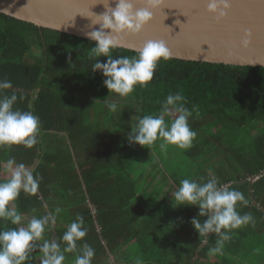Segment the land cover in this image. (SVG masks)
<instances>
[{"label": "trees", "instance_id": "16d2710c", "mask_svg": "<svg viewBox=\"0 0 264 264\" xmlns=\"http://www.w3.org/2000/svg\"><path fill=\"white\" fill-rule=\"evenodd\" d=\"M94 46L0 13V80L12 83L4 94L15 93L14 108L40 120L35 146L0 148V181L10 158L41 177L35 195L21 192L14 202L22 223L58 207L45 239L60 242L83 216L88 231L78 245L95 250L92 264H264V68L162 60L147 86L120 98L104 86L99 70L92 71ZM135 54L117 48L113 58ZM177 92L199 112L188 121L197 134L193 146L130 145L127 133L138 118L158 115ZM212 175L242 192L247 205L238 203L237 211L253 216L217 255L209 249L218 237L209 234L205 243L191 225L198 208L175 207L173 195L181 180L206 183ZM14 227L0 221V230ZM40 256L34 250L26 264H40ZM65 257L64 264H74V253Z\"/></svg>", "mask_w": 264, "mask_h": 264}, {"label": "clouds", "instance_id": "9594fccd", "mask_svg": "<svg viewBox=\"0 0 264 264\" xmlns=\"http://www.w3.org/2000/svg\"><path fill=\"white\" fill-rule=\"evenodd\" d=\"M162 2L163 0H115V7H110L109 0H105L103 3L106 11L100 15L93 14L97 19L91 20V24L99 25V28L86 33L87 38L95 42V46L90 48V59L94 60L91 69L93 72L99 70L105 78L104 86L120 98L130 96L138 85L147 86L153 80L159 62L171 59V52L162 40L146 41L131 57L113 58V51L120 47L122 37L138 34L152 19L153 10L160 8ZM137 4L143 7L137 8ZM230 7V0H207L206 10L220 21L226 17ZM244 36L241 46L247 48L250 33L245 31ZM99 57L107 58L106 62L101 63ZM10 88L11 81L0 80V148L8 149L14 145L32 148L38 143L40 120L31 111L14 108L17 95H5L3 91ZM186 103L180 92L169 94L162 102L158 115L138 118L135 127L127 133L128 143L151 147L161 141V151L166 150L168 145H174L180 150L190 149L197 134L190 128L188 121L193 111L197 116L199 112L195 108L189 110ZM107 107L112 112L117 111L116 103H110ZM166 116L174 118L166 122ZM5 163V172L10 175L6 180L0 181V221L19 227L0 230V264H26L30 253L36 249L41 254L40 264H64L65 253L76 255L74 264H92L95 250L86 242L78 245L88 231L84 226L83 216L77 215L67 226L60 242L45 239V233L55 223L62 209L57 207L53 213L41 218L33 217L26 225L22 223L24 217L14 202L21 192L35 195L41 177L35 176L23 163H17L12 158ZM173 195L175 207L198 208V214L191 219V225L199 238H204L207 243L209 234L218 237L215 246L209 249L210 255L222 254L224 243L231 239L230 233L253 222L250 213L241 215L237 211L238 203L247 205L243 193L219 185L214 175L206 183L185 178L180 181V186ZM201 217L206 219L201 222ZM40 241L43 242L39 243ZM61 243L64 244L63 248ZM136 264L142 262L137 260Z\"/></svg>", "mask_w": 264, "mask_h": 264}, {"label": "water", "instance_id": "95a60500", "mask_svg": "<svg viewBox=\"0 0 264 264\" xmlns=\"http://www.w3.org/2000/svg\"><path fill=\"white\" fill-rule=\"evenodd\" d=\"M103 2L0 0V13L38 28L89 40L86 33L99 28L91 20L106 11ZM230 3L226 17L217 21L206 10L207 0H163L142 30L135 36L122 37L118 48L137 52L148 40H162L171 59L264 68V0ZM109 6L115 7V0H109ZM245 31L250 33L247 48L241 46Z\"/></svg>", "mask_w": 264, "mask_h": 264}, {"label": "crops", "instance_id": "0c3cea01", "mask_svg": "<svg viewBox=\"0 0 264 264\" xmlns=\"http://www.w3.org/2000/svg\"><path fill=\"white\" fill-rule=\"evenodd\" d=\"M4 151V150H3ZM28 169V168H27ZM9 173H4L1 177L3 178V180H6L7 179V177H9Z\"/></svg>", "mask_w": 264, "mask_h": 264}, {"label": "rangeland", "instance_id": "374dc122", "mask_svg": "<svg viewBox=\"0 0 264 264\" xmlns=\"http://www.w3.org/2000/svg\"><path fill=\"white\" fill-rule=\"evenodd\" d=\"M7 178H9V177H7Z\"/></svg>", "mask_w": 264, "mask_h": 264}]
</instances>
